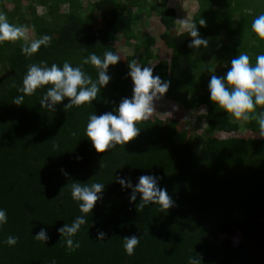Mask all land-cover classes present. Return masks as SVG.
Masks as SVG:
<instances>
[{
  "label": "trees",
  "instance_id": "trees-1",
  "mask_svg": "<svg viewBox=\"0 0 264 264\" xmlns=\"http://www.w3.org/2000/svg\"><path fill=\"white\" fill-rule=\"evenodd\" d=\"M4 1L0 14L12 25L26 26L29 41L43 35L52 41L31 59L21 54L24 40L0 44V209L8 216L0 227V264H188L195 254L202 264H264V137L215 138L217 132L237 131L239 124L210 101L204 80L222 58L231 61L243 53L254 66L256 57L264 55V40L252 30L253 20L264 14V4L196 0L198 10L190 23L209 40L207 48L196 50L188 47L192 38L187 31L172 33L177 18L166 6L169 0H153L145 17L158 14L163 28L159 38L170 54L152 67L153 75L170 82L163 96L175 103L181 87L196 88L193 102L206 106L211 135H194L185 121L162 124L148 118L136 122L140 134L127 145L96 153L84 136L89 116L115 114L121 101L131 98V61L125 68L109 66L110 82L91 104L65 112V99L49 111L40 105L48 86L26 96L21 105L13 101L21 95L18 88L29 64L46 61L49 67H62L67 61L82 66L95 81L97 69L82 65V60L93 53L101 59L106 51L115 54L119 35L135 38L132 28L142 12L141 1L134 3L139 8L134 13L119 0H99L86 5L87 15L78 0H21L12 10ZM36 4L45 14L38 15ZM201 19L204 26L199 25ZM154 41L146 35L143 43L152 49ZM149 49L147 57H134L139 66L147 67ZM256 111L245 125L257 133L264 106ZM141 175L161 177L158 186L167 190L173 207L163 213L156 205L137 209L139 194L130 202L132 190L116 178H130L135 186ZM71 182L105 184L88 223L74 237L80 247L73 249L60 242L58 232L80 215L71 198ZM42 228L49 236L45 245L34 238ZM100 231L106 233L103 241L96 239ZM132 235L140 236V243L128 256L123 239ZM236 235L237 244L232 241ZM8 236L18 237V243L9 247L4 243Z\"/></svg>",
  "mask_w": 264,
  "mask_h": 264
},
{
  "label": "clouds",
  "instance_id": "clouds-1",
  "mask_svg": "<svg viewBox=\"0 0 264 264\" xmlns=\"http://www.w3.org/2000/svg\"><path fill=\"white\" fill-rule=\"evenodd\" d=\"M258 3L264 4V0H258ZM3 6L8 9L6 2H3ZM199 25L204 26L205 20L201 19ZM182 29L187 31L192 38L191 43L188 44L189 48L199 50L202 46L208 47L209 40L201 37L196 23L184 22ZM252 30L259 39L264 40V14L253 20ZM27 33L26 26L12 25L5 15L0 14V44L6 41H26L25 46L21 48V54L28 59H31L42 46L49 47L51 45V36L43 35L29 41ZM119 61L120 57L111 51H106L103 59L94 53L84 58L82 65L91 64L98 71V78L95 81L82 70V66L73 67L67 61L63 63L62 67L55 63L49 67L46 61H42L40 64H29L22 81V87L18 88L21 95L14 98L13 103L21 105L26 96H33L37 90L48 86L40 99V105L49 111H53L65 99L69 101L65 105V112L73 107L91 104L96 100L101 88L110 82L111 78L107 74L109 66L116 65ZM128 67L130 71L127 75L133 84L131 98H124L115 114L112 112L102 115L92 113L89 116L84 136L91 144L90 150H94L96 153L115 150L117 146H125L134 140L140 134L136 122L148 119L153 112L154 100L161 98L169 89L170 82L162 81L159 75L154 76V68L139 66L136 61H132ZM208 92L210 101L230 118L245 122L254 119L255 117L251 114L256 111L257 107L264 106V55H258L253 66L250 64L247 54H239L231 60V66L225 75H211ZM258 126L260 137H264V111L259 114ZM79 159L80 157H77V160ZM64 174L67 175L66 172ZM116 179L122 187L132 190L130 202H136L137 194H139L140 202L137 204L139 210L156 205L163 213L173 207V200L167 190L158 186V180L161 177L141 175L135 186L130 182V178L117 177ZM68 186L72 200L78 205L80 215L76 216L71 224H64L58 229V232L61 238L60 242H63L69 249H73L80 247L74 237L81 231L82 226L88 223L87 218L93 214L97 202L102 199L101 194L105 184L71 182ZM7 222L6 210L0 209V227ZM105 237L106 233L100 231L97 233L96 239L103 241ZM34 238L44 245L49 240L47 231L43 228ZM18 239L16 236H8L4 243L13 247L18 243ZM123 240L125 254L134 255L135 249L140 243V236L132 235ZM188 264H202V259L199 254H195L189 257Z\"/></svg>",
  "mask_w": 264,
  "mask_h": 264
},
{
  "label": "rangeland",
  "instance_id": "rangeland-1",
  "mask_svg": "<svg viewBox=\"0 0 264 264\" xmlns=\"http://www.w3.org/2000/svg\"><path fill=\"white\" fill-rule=\"evenodd\" d=\"M99 0H78V3L84 6L83 13L87 15L89 8L86 6L87 4H91L97 2ZM123 7H129L130 10L134 13L137 12L139 8H137L134 3H138V0H119ZM142 6V12L139 14V18L132 28V34L135 35V38L126 40L123 36L119 35L115 41L116 52L115 54L120 57V61L117 65L124 66L129 63V61H134V57L141 56L147 57L148 47L143 43L145 40V36L148 35L152 37L155 41L152 45V49L150 48V58L147 62V67H153L159 60L165 58L169 59V52L167 48L164 46L163 41L160 40L159 36L163 31L162 26L158 20V14L154 13L152 16H146V10L149 9L150 4L153 0H140ZM144 3V4H143ZM167 7L172 8L176 14V28L172 31L173 34H178L182 29V24L184 22L190 23L192 15H194L198 10V4L196 0H169L166 4ZM7 7L9 10L12 8V4L7 2ZM64 9V6H62ZM35 11L40 14H45L46 10L41 8L40 6H35ZM138 14V13H137ZM95 15V27L97 29L100 28L101 23L98 18V13L94 12ZM28 39L32 38V35L28 31L27 33ZM136 61V60H135ZM137 62V61H136ZM138 64V63H137ZM231 66V61L222 58L217 62V64L213 65V68L209 74L204 77L205 83H209L211 75L215 74L218 76H223L226 74L228 68ZM125 68V67H123ZM196 88L193 86H183L179 89V103H175L162 95L161 98L154 100L153 102V112L149 119H157L162 121V124H166L168 119H175L178 122L185 121V128H192L194 131V135L199 137H207L211 135L207 133V119L209 117L206 106L198 105L193 102V97ZM182 101V103H181ZM183 104V106L181 105ZM186 105V107L184 106ZM257 112V111H256ZM260 114V113H259ZM231 121L239 124V129L236 132L232 133H224L217 132L215 133V138H230V137H254L261 140L263 137H260L259 132L251 131L246 124L245 121H237L235 119L230 118ZM239 236L236 235L232 238L234 243L239 242Z\"/></svg>",
  "mask_w": 264,
  "mask_h": 264
},
{
  "label": "crops",
  "instance_id": "crops-1",
  "mask_svg": "<svg viewBox=\"0 0 264 264\" xmlns=\"http://www.w3.org/2000/svg\"><path fill=\"white\" fill-rule=\"evenodd\" d=\"M18 1H21V0H5L4 2H6V3L8 2L9 4H12V7H13V5L15 4V2H18ZM22 3L25 4L26 2L22 1Z\"/></svg>",
  "mask_w": 264,
  "mask_h": 264
}]
</instances>
